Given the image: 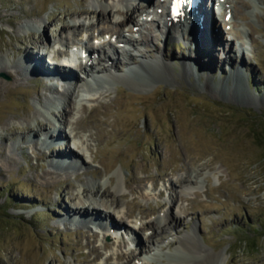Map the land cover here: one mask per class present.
Wrapping results in <instances>:
<instances>
[{"label":"rangeland","instance_id":"374dc122","mask_svg":"<svg viewBox=\"0 0 264 264\" xmlns=\"http://www.w3.org/2000/svg\"><path fill=\"white\" fill-rule=\"evenodd\" d=\"M142 1L0 0V65L10 67L15 62L35 63L17 52V47L25 45L32 33L44 34L52 44L51 52H44L42 64L44 62L46 68L61 67L56 63L58 55L54 54L62 44L60 38L66 44L77 38L87 39L83 29L72 34L71 39L62 38L59 36L62 24L86 21L90 24L88 33H97L98 27L103 25L98 22L97 15H80V11H103L109 18L104 23L106 27H101L103 30L114 27L118 19L125 20L130 11L134 12L136 21H144L142 15L146 10L140 15L135 11L143 4L158 12L145 26V22H138L141 28H135L134 24L129 26V23L123 28L126 35L141 29L134 34H140L139 39L145 37L146 28L150 29L152 51L143 52L142 45H131L135 49L127 50L139 60L152 61L155 73H145L133 82L94 80L91 74L88 87L86 85L91 90H80L79 97L91 95L90 100L82 98V103H75L71 113V121L79 118L89 121L98 109L107 129L114 126L123 133L112 145L104 143L97 150L93 145L96 141L89 138L87 130L77 131L70 125L64 129L69 136L61 149L74 151L73 141L79 144L77 150L82 156L72 164L61 166L58 159H68L72 155L51 153L48 156L54 148L48 145L56 142L51 137L56 127L63 131V123L59 127L52 125L61 123L56 115L65 104L61 92L71 91L75 84L47 80L51 90L33 78L24 80L22 86L0 93V146H11L18 159V163L7 164L0 153V264H49L51 261L64 264H122L124 261L128 264H190L198 259L207 264L218 254L222 256L219 264H264V142L261 140L264 129V0H228L230 3L226 4V10L223 7L221 16L215 12V19L222 22V31H216L215 38L203 29L205 25H197L193 28L199 31L196 32L198 39L191 31H186V37L173 36L169 31L165 23L168 14L165 10L159 13L168 0L165 6L159 4V0H150L149 6ZM110 3L116 4L118 11L109 13L107 4ZM161 3L164 4V0ZM227 8L235 11L229 21L224 16ZM25 12L31 16H24ZM194 14L191 22H196ZM8 18L17 22L12 24ZM202 32L206 35L203 39ZM109 38L110 34H106L105 41ZM91 41L95 45L100 43L96 39ZM34 49L31 47L30 52L37 53ZM102 51L110 57L114 55L113 48L107 44ZM142 52L146 54L143 56ZM157 59L164 60L168 67H163ZM118 61L120 70L128 71L131 67L122 63V54ZM103 62L109 65L112 60L105 58ZM132 72L130 76L134 75ZM237 72L242 75L240 83L234 80ZM0 78L11 80L6 73H0ZM38 91L52 99H41ZM107 91L109 95L104 97ZM101 94L100 99L110 104L107 107L110 114L105 107L95 108L92 97ZM83 105L87 106L86 111ZM30 108L38 112L39 119L51 124L36 136L20 131L23 125L35 126L37 122L34 116L23 115ZM15 112L21 116H13ZM12 128L19 132L3 141ZM45 133H49L48 140ZM48 169L56 170L50 180L43 175ZM96 186H102V190L109 188L118 202L116 209L110 208L113 221L109 214L105 217L106 212L98 209L94 218L103 219V226H89L79 219L80 224L75 219L80 214L71 211L75 201L70 197L77 195L79 200H85L83 187ZM96 196L92 198L101 199ZM111 197L102 198L110 205ZM185 209L188 212L183 213ZM171 211L180 217L177 228L170 226L159 233L147 224L151 220L162 221ZM117 223L123 228L115 233L106 231L116 229L114 224ZM126 228L134 235L128 231L122 233ZM151 229L154 232L148 234ZM192 232H195V240L188 241L190 250L180 249L181 239ZM150 235L152 238L146 240ZM104 241L111 245L104 247ZM92 245L100 247L102 254L95 261L84 262L85 257L91 255ZM118 253L122 255L118 257ZM108 256L111 258L107 259ZM125 262L123 264H127Z\"/></svg>","mask_w":264,"mask_h":264},{"label":"bare ground","instance_id":"6f19581e","mask_svg":"<svg viewBox=\"0 0 264 264\" xmlns=\"http://www.w3.org/2000/svg\"><path fill=\"white\" fill-rule=\"evenodd\" d=\"M144 1H145V3H147L150 0H144ZM169 1L171 2V0H169ZM166 2H167V0H164V4H163V3H161V0H159V4H161L163 6L166 5ZM218 3L221 5L225 4L223 6L227 7L226 4H228L230 2L228 0H218ZM189 5L192 6L191 8L193 10L195 9V11H194L195 12V14H194L195 19L194 20L196 22H191L190 19L187 17H185L186 19H184V21L180 20L179 18H178L179 20H175L174 18H171L169 15V12H167L168 19L166 20L165 23L168 26L169 31H171V33L173 34V36H176V35L178 36L180 34V36L183 35L186 37V35H185L186 31L188 33L191 31L192 34L194 35L195 39H198L199 35L197 33L199 31L195 30L193 27H196L197 25H199V26L205 25V26H203L204 27L203 29L206 32L212 33V35L215 36V38H216L217 37L216 35H218V33H216V31L219 33L222 31V26H221L222 22H220L218 18L215 19L216 10L214 11L213 5H210L208 0H202V2H200L195 7L193 6L192 2H190ZM107 6L110 7L109 13H114L115 9L118 11V9L116 8V6H117L116 4L110 3V4H107ZM134 9H135V7H134ZM134 9L132 8V11H134ZM146 9L147 8L143 7V5H142V6H140V8H137L135 11H137L140 15L141 13H144V11ZM221 11L222 10L219 11V14ZM81 13H87L88 15H92V14L97 15L98 22L102 23L103 25L98 27V29L96 30V31H98L97 33L92 32V33L87 34V38L89 40L83 41V39L77 38L71 44H66V41L61 40V38H60V41L62 42V45L66 44V45L70 46L73 44H77V45L81 44L82 48H84L88 52L90 59H91V56L95 55L94 58H96L97 60L91 61V63H89L90 59H88L87 62H83V60L81 58L77 59V58H74L72 56L70 58L69 53L66 51V48L64 49L62 47H59L58 49H55L57 51H55L54 54L58 55L59 61H57L56 63L59 64L61 67L56 66V65L51 67V66L47 65L48 68H46V66L44 65L45 63L43 62V64H42V61H44V58H45L43 55H44V52H46V51L51 52L50 49H52V44L50 43V39L47 36H45L44 34L41 33V34L36 35L35 33L34 34L32 33L29 36L31 38L28 41L26 40L27 43L25 45H23L21 47L20 46L17 47V52L25 54L26 57H28L29 59H31L35 62V63H33L30 61V63H29L30 65H33V67H32L33 69L27 63L24 64V62L12 63L11 67L9 65H0V73L9 74L10 78H11V80H9V81L0 78V93H2L3 91L6 92V90H10L11 88H16L17 86H22L24 83V80L33 79V78L39 79L41 81V85H43L47 89L51 88V90L53 88L51 87V85L48 86L46 84L47 80H49V81L53 80L57 83L68 81L69 82L68 84H70V83L75 84L71 91L68 89H65L61 92L62 96H64L65 104L63 103L64 104L63 108H60V110H61L60 113L56 114L58 116V120L61 123H59V122H58V124L52 123V125H54L55 127L57 125L59 127V125L63 123L64 124V126L62 125L63 131H62L61 127H59V128L56 127L55 132L51 133V137H53V140L55 139L56 142L54 141L55 143L52 142V145H48V147L50 149L52 148V146H54V148L52 150H50V153L48 154V156H51L52 154L54 155L55 153H58L59 155H64V156L69 155V154L72 155L68 159L60 157V160L58 159V162L61 163V166H64L63 164H67V163L72 164V162L75 159H78V158H80V156H82L81 152H79V150H77L79 144L77 145L76 143H73V141H72V146L74 148V151H71L69 149H67V150L61 149V147H63L62 145H64V142L66 141V138H68V136H69L67 133L64 132V129L66 127L72 125L75 128V130L81 131V132L87 130L89 138L94 139L96 141L95 144H93V143L92 144L96 147L97 150H98V146L100 148L103 146L104 143H108L109 145H112L116 141V139H121L122 135H123L122 131L119 130L117 127L112 126L111 129H107V127L102 124L101 119L99 117L100 111H98V109L95 110V112H93V114L90 116L92 118V120L87 121V120L79 118L76 122L71 121V113L75 109V105L77 103L81 104L82 101L84 100L82 98H85V99L87 98L89 100L91 98V95L87 96L85 94H83V97L79 98L80 95L82 94L81 91H87V89L91 90L90 88H87L88 84L90 83L88 79L91 77V74H92V77L94 80H97L98 78H100L102 81L109 80L107 82H110V81L119 82L120 79H122V80H125L127 82H130V81L133 82V81H136L139 76H143V74H145V73L146 74H152V73L154 74L156 71L154 64L151 63L152 61L149 62V60H145V59L139 60L136 58V56L132 55L130 50H127L125 47H123V49L120 50V48H118L120 45L119 46L116 45L117 43L120 44V42H125L126 44H131L132 46H139V45L144 46L143 52H144V50L147 51V53L152 51L150 49V44H149L150 40H152V37H151L152 32L150 31V29L146 28L145 31H143L145 33V37L143 36V38L141 37L140 39L138 38L140 36H138V37H135L134 35L128 36L124 33L123 28H124V26H127V23H129V26L134 24L132 26H134L135 28L140 27V24L134 18V12L130 11L125 20L118 19L116 21V24L114 27L110 28L108 26L105 30H103V28H101V27H104V26L106 27L105 24L109 21V18L107 15H105L103 13V11H97L96 9H93L91 11L83 10V11H80L78 14L81 15ZM232 13H235V11ZM30 14L31 13H29V12H27V13L25 12L24 16H31ZM219 16H221V14ZM158 18L160 19L161 15H159ZM8 21L9 22L11 21L12 24H15L17 22L16 19H13V18L12 19L8 18ZM51 22L52 21H50V23ZM82 22H84V21H82ZM71 23L72 24H69V25L62 24V26L60 28V35L59 36H61L62 38H65V39H71V37H72L71 35L75 34L77 31L83 29L81 31L87 32V29L90 28V24H87L86 21L84 23H81V22H77V23L71 22ZM90 23H93V22H90ZM42 25L44 27H46V24H42ZM42 25H40V26H42ZM94 26H95V23L93 24V27ZM182 26L184 27V28H182L183 30L180 28ZM134 27H133V29H134ZM99 28H101V30H99ZM131 29H132V27H131ZM180 30H182V31H180ZM212 30H214L215 32H212ZM143 32H142V34H143ZM108 33L110 34L111 38H114L115 41L112 42L111 40H109V41H107V43L104 42V43L99 44V45H95L94 43L90 42L92 39H99L100 40L102 38H105L106 34H108ZM189 36H191V33ZM204 36H206V35L204 32H202L201 39H203ZM150 37H151V39H150ZM135 38H138V39H135ZM79 40H80V42H79ZM106 44L109 45L111 48H113V54H114L113 57H110V54L102 51V47ZM31 47H34L35 48L34 50H37V53L30 52V51H32V50H30ZM128 47H130V46L128 45ZM41 49H43L44 51H42ZM128 49H135V48L132 47V48H128ZM154 49H156V48H154ZM207 49L209 51V54L211 55V53H212L211 49L208 47H207ZM143 52L141 53V55L144 56V54H146V53H143ZM120 54L123 55L122 63L124 65H131V67L128 69V71H124V69L120 70V65H119L120 61H118V59L120 58ZM61 55L63 56L62 58H61ZM105 58L107 60L111 59L112 62L109 65H107L106 63L103 62L105 60ZM37 59H38V62H37ZM63 60H70V61L72 60V61H75L76 63H72V62L69 63L68 61L64 62ZM157 62H160V64L163 65V67H165V68L168 67V64H166L164 60L157 59ZM40 70H44V71H40ZM74 70L80 71L82 73V75L76 73ZM64 72L68 73V74H65ZM129 72L130 73L132 72L134 75L130 76ZM69 75H70V77L72 75L75 77L70 78ZM66 77H68V78H66ZM69 78H70V80H69ZM241 79H242V75L240 74V72H237V75L234 76L235 82L240 83ZM80 82H83V85ZM86 85H87V87H86ZM37 94L41 99H45V98H47V100L52 99L49 96H45V94L40 92V91H38ZM103 94H104V97L109 95L108 91L103 93ZM102 96L103 95L101 94L98 97L96 95H94V97H92L93 101L96 104L95 108H99V107L107 108V107H109V105H110L109 102L100 99ZM93 105H94V103H93ZM83 110L84 111L87 110L86 105H83ZM106 112H108V114H110L111 111L107 108ZM23 115L26 117L34 116L35 118H37V122H36L35 126H31L30 124L23 125L20 129L21 132L34 133L36 136L44 128H46L48 126L51 127V124H49L47 121L39 119L37 116L38 112L35 110H32L31 108H30V110L25 111ZM13 116L18 117V116H21V114L18 112H15V113H13ZM74 122H75V124H74ZM105 123L109 124V120L105 119ZM131 126H130V128H131ZM51 131H52V129L49 132H51ZM17 132H19V130L17 128L10 129L9 135L4 136L2 140L7 141L10 138H13ZM46 135H47L46 138L48 140L49 139L48 138L49 133ZM23 138H25V137H23ZM59 139H61V140H59ZM50 141H52V140H50ZM87 144H88V142H87ZM68 145L69 144L67 143V146ZM33 146L34 147L37 146L35 142H33ZM57 147L60 148L61 150L56 151V150H58ZM0 153L4 156L7 164L18 163V159H17L15 152L13 151L11 146H8L7 144L0 146ZM55 158H58V157L55 156ZM54 172H56V170L48 169L45 171V174H43V175L45 176L46 179L48 177L50 180V178H54V176H55ZM79 174L80 173H78V172L76 173V175L78 177H81V175H79ZM53 181H54V179L51 182H53ZM109 181H111V179H109L108 182ZM154 181H152V182H154ZM82 193L84 194L83 197H85V200H79V197L77 195H72L70 197L71 201H75L71 211L75 215L80 214V216L75 218L76 220L80 219V220H82V222L84 224H86V223L89 224V226L91 224L97 225L98 227L103 226V224H105L103 219L99 220L98 217L94 218L99 213L98 209H102V211L106 212L105 217H107V215L109 214V219L112 220V213H111L110 208L114 207V209H116L118 207V202H115V199L113 198V193L111 192V190L109 188L105 187L102 190V186H96V188H92V189H89L87 187H83ZM93 195H97L96 197L99 196L101 199L99 200V199L95 198L96 200H94V198H92ZM109 195H112L110 205L108 204L107 201L103 200L104 196L108 197ZM173 198H174V196H173ZM76 200H79V201H76ZM172 200L175 201V198ZM160 204H162V203H160ZM160 204L156 208L159 209ZM88 207L91 209L89 210ZM184 208H186V207H184ZM65 210H68V209H65ZM126 210H124V211L126 212ZM182 212L183 213L188 212V209H185ZM91 213H94V215L90 216ZM115 213H117V212H115ZM143 213L146 214V212H143ZM101 217H104V214H101ZM125 217H133V216L125 215ZM179 219H180V217H178V214L174 211H171V214L169 216L166 215L162 219V221H159V220L149 221L148 220L149 222L147 224H150L151 228L155 229V232L159 231V233L160 232L163 233L166 231V229L168 230V228H170V226L177 228L178 227L177 224H178ZM108 220L106 222V225H108ZM82 222L80 221L79 223L82 224ZM90 222H93V223H90ZM119 222H120V224L124 223V219L122 217L119 218ZM146 222H145V224H146ZM120 224L117 223L114 225L117 228V226L118 227L122 226ZM132 225H136V224H132ZM136 226H138V225H136ZM138 227H140V226H138ZM103 230H106V229H103ZM132 230L135 231L134 229H132ZM106 231L108 232L109 230H106ZM153 232H154V230L151 229L149 234L153 233ZM94 235H96V233H94ZM150 238H152V235L148 236L145 239L149 241ZM191 240H195V232H192L189 235L184 236L183 239H181L180 249H183L186 251L190 250L188 241H191ZM141 241H142V239H141ZM110 245H111V243L108 241L103 242L104 247H109ZM136 245H139V244H137V242H136ZM90 247H91V249H90L91 255H92V253H94L95 255L93 257L91 255H87L85 257V259L83 260L84 262H89L92 260L95 261V259L102 254L100 247H98L96 245H92ZM121 252H123V251H121ZM121 255H122L121 253H118L117 256L119 257ZM221 257L222 256H220V254H218V257L215 256V259H210V261L207 264H219ZM109 258H111V256L107 257V259H109ZM125 263L128 264V262H125ZM49 264H64V263L57 262V261H51ZM190 264H203V263H202L201 259H198V260H193V263L191 262Z\"/></svg>","mask_w":264,"mask_h":264},{"label":"trees","instance_id":"16d2710c","mask_svg":"<svg viewBox=\"0 0 264 264\" xmlns=\"http://www.w3.org/2000/svg\"><path fill=\"white\" fill-rule=\"evenodd\" d=\"M262 131H263V132H262V136H261L262 139H261V140H263V142H264V129H263ZM255 246H256V245H255ZM255 246H254V247H255Z\"/></svg>","mask_w":264,"mask_h":264}]
</instances>
